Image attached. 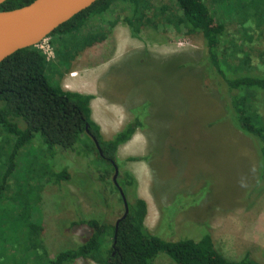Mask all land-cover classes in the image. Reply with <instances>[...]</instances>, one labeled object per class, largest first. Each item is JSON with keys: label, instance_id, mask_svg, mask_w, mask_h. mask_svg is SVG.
Returning a JSON list of instances; mask_svg holds the SVG:
<instances>
[{"label": "rangeland", "instance_id": "obj_1", "mask_svg": "<svg viewBox=\"0 0 264 264\" xmlns=\"http://www.w3.org/2000/svg\"><path fill=\"white\" fill-rule=\"evenodd\" d=\"M204 1L225 26L221 51L226 52L228 40L234 38L235 45L247 50L253 69L264 74V22L251 17L250 10L240 23L239 12L230 6L234 0H226V5L219 2L223 8L211 0ZM153 4L175 11L171 0H154ZM121 16V10L111 8L92 22L88 28L103 31L102 41L85 47L68 70L48 64L46 80L79 93L83 89L76 86L75 79L88 84L86 91L93 92L94 98L90 116L104 137L127 121L130 108L145 107L144 127L118 147L117 156L144 158L126 161L124 167L134 175L137 195L146 204L144 226L149 232L170 241L198 240L208 233L216 251L228 259L236 260L247 253L257 264H264V189L246 197L248 188L253 189V145L225 116V90L201 64L200 34L174 27L158 13L141 28L138 38H131ZM48 42L53 48L52 38ZM93 73L96 81L88 78ZM253 101L256 113L264 120V94L254 95ZM35 147L26 145L23 151L27 150L30 157L39 155ZM66 164L70 179L58 186L37 179L41 187L27 217L39 226L37 241L48 258L75 247L88 234L84 225L70 226V221L104 218L111 223L116 217L91 192L84 164ZM20 184H10V192H23ZM6 195L9 192L0 198V257L10 249L19 258H39L40 250L34 253L27 249L26 225L24 220L19 223L16 211L8 209ZM172 202L178 207L174 211L170 207L166 213H171V229L161 232L162 213ZM15 238H19V249ZM71 264L98 263L77 259ZM152 264L175 263L159 252Z\"/></svg>", "mask_w": 264, "mask_h": 264}, {"label": "trees", "instance_id": "obj_2", "mask_svg": "<svg viewBox=\"0 0 264 264\" xmlns=\"http://www.w3.org/2000/svg\"><path fill=\"white\" fill-rule=\"evenodd\" d=\"M31 1L4 0L0 3V11L13 10ZM153 1L94 0L45 36L52 38L54 60H47L35 45L17 49L0 60V198L9 192V196L6 195L10 201L8 209L16 211L19 223L24 220L22 223L26 225L27 249L34 253L40 250L39 258H19L6 249L0 264H71L77 259H89L98 264H152L159 252H164L175 264H257L247 253L236 260L218 253L208 233L198 240L177 238L170 241L149 232L144 226L146 204L137 195L134 175L124 167L126 161L144 158L119 159L117 156L118 147L144 127L145 107L130 108L131 116L127 121L109 137H104L90 116L89 101L93 96L63 90L58 84H49L45 78L48 64L68 70L73 58L85 47L102 41L104 32L88 26L111 8L122 11L121 20L131 38H138L141 28L158 13L174 27L199 33L203 50L201 64L210 78L219 80L225 90V116L253 145L256 157L251 181L253 189L248 188L246 197L259 193L264 189V120L256 113L253 100L254 95L264 94V74L253 69L247 50L235 45L234 38L228 40L227 51H221L226 29L204 0H171L175 11H166L163 5L156 8ZM211 1L226 5V0ZM230 6L239 12L240 23L250 10L253 11L249 14L251 17L264 22V0H234ZM137 110L141 112L138 116ZM26 145H35L40 154L30 157L27 150L23 151ZM21 158H25L23 165ZM66 161L84 164L88 183L92 184L91 192L108 213L116 217L111 223L104 218L78 217L70 221V226L84 225L88 234L75 247L60 250L48 258L37 241L39 226L27 217L31 202L36 203V192L41 187L38 178L57 186L70 179ZM114 165L117 168L115 184L111 180ZM13 183L20 184L23 192H10L9 185ZM118 189L125 199L127 212L115 227V220L123 212ZM173 204L162 213L161 232L171 229V213L168 216L166 213L170 207L173 211L178 207Z\"/></svg>", "mask_w": 264, "mask_h": 264}, {"label": "water", "instance_id": "obj_3", "mask_svg": "<svg viewBox=\"0 0 264 264\" xmlns=\"http://www.w3.org/2000/svg\"><path fill=\"white\" fill-rule=\"evenodd\" d=\"M4 0H0V3ZM94 0H33L30 3L9 11H0V60L13 51L35 45L48 35L57 25ZM86 131V129H85ZM98 154L101 155L94 137H90ZM117 168L113 166L112 182L115 184ZM123 212L115 220L114 226L127 212L121 190Z\"/></svg>", "mask_w": 264, "mask_h": 264}, {"label": "crops", "instance_id": "obj_4", "mask_svg": "<svg viewBox=\"0 0 264 264\" xmlns=\"http://www.w3.org/2000/svg\"><path fill=\"white\" fill-rule=\"evenodd\" d=\"M88 78H91L92 80H95L96 79V76L94 75V73L93 74H89L88 75ZM96 81V80H95ZM75 84H76V86L81 90V89H83L80 93H86V94H91V95H93V92H91V91H86V90H88L87 88L88 87H90V86H87L86 84H82L81 82H82V80H80V78L79 79H75ZM90 84H95V82H92V83H90ZM81 86V87H80ZM61 87V86H60ZM64 87V89L66 88L65 86H63ZM62 88V87H61ZM65 90H67V89H65ZM68 90L69 91H71L69 88H68ZM99 103L100 104H102L103 102H101V101H99ZM104 105V104H103ZM93 106H94V98H92V99H90V101H89V108H90V115H92V113H93Z\"/></svg>", "mask_w": 264, "mask_h": 264}, {"label": "built area", "instance_id": "obj_5", "mask_svg": "<svg viewBox=\"0 0 264 264\" xmlns=\"http://www.w3.org/2000/svg\"><path fill=\"white\" fill-rule=\"evenodd\" d=\"M36 48L45 56L47 60L53 58V50L48 42V38L44 37L35 44Z\"/></svg>", "mask_w": 264, "mask_h": 264}]
</instances>
